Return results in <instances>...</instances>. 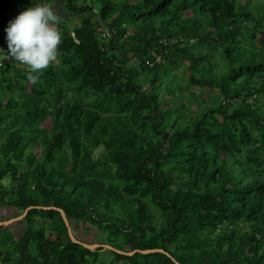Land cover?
<instances>
[{
	"label": "trees",
	"instance_id": "16d2710c",
	"mask_svg": "<svg viewBox=\"0 0 264 264\" xmlns=\"http://www.w3.org/2000/svg\"><path fill=\"white\" fill-rule=\"evenodd\" d=\"M55 2L0 0L6 54L8 12L47 4L61 33L36 83L0 65V210L33 206L20 235L0 226V264H264V0H63L73 28ZM180 67L188 104L161 98ZM41 207L163 252L89 250Z\"/></svg>",
	"mask_w": 264,
	"mask_h": 264
},
{
	"label": "clouds",
	"instance_id": "9594fccd",
	"mask_svg": "<svg viewBox=\"0 0 264 264\" xmlns=\"http://www.w3.org/2000/svg\"><path fill=\"white\" fill-rule=\"evenodd\" d=\"M57 15L47 4H33L10 20L4 29L7 54L0 49V61L11 60L28 70V79L36 83L40 72L57 60L61 33Z\"/></svg>",
	"mask_w": 264,
	"mask_h": 264
},
{
	"label": "rangeland",
	"instance_id": "374dc122",
	"mask_svg": "<svg viewBox=\"0 0 264 264\" xmlns=\"http://www.w3.org/2000/svg\"><path fill=\"white\" fill-rule=\"evenodd\" d=\"M55 10L60 15L61 19L65 20L66 24L70 28H73L79 24L81 16H76L73 13L67 12L63 6V0H56ZM174 73H177L179 86L176 89L171 90L170 92H168L166 94L163 91L161 94V98L166 99V100H168V99L171 100L173 98H175V99L180 98L184 101L185 104H188V101H189L188 97L190 96V94L192 92L200 94L201 91H199L196 86H189L187 84V77H188L187 72L182 67H180ZM202 91H203V93H210V94L212 93L210 91V89H208V88H202ZM169 103H171V102H169ZM192 108H195V107L193 106ZM97 152H99V151H97ZM12 217H15V216H12ZM7 218H9L7 211L6 210H0V221L8 220ZM20 221L12 222L7 226L9 231L12 234H14L15 236L20 235L21 232L24 230V225ZM78 239L81 242H85V243H88L87 240H89L90 243H93L94 241H96V238L94 237L92 232H81L78 235ZM103 252L104 253L100 256V260H109L110 259L109 253L105 252V251H103Z\"/></svg>",
	"mask_w": 264,
	"mask_h": 264
},
{
	"label": "water",
	"instance_id": "95a60500",
	"mask_svg": "<svg viewBox=\"0 0 264 264\" xmlns=\"http://www.w3.org/2000/svg\"><path fill=\"white\" fill-rule=\"evenodd\" d=\"M33 208V206H29L27 207L24 212L17 216V217H14V218H11V219H8V220H5V221H0V226H5L7 227L10 223L12 222H16V221H20L22 220L27 211L29 209ZM41 208H44V209H53V210H57L60 215H61V218L64 222V224L66 225L67 227V231H68V235H69V238L71 239L72 242L74 243H78L80 245H82L83 247L89 249V250H94L96 248H103V249H107V250H111V251H114L118 254H123V255H127V256H132L134 255L135 253H141V254H147V253H151V252H155V251H160V252H163V250L161 249H153V250H132V251H121V250H118V249H115L114 247L108 245V244H100V243H92V244H87L85 242H81L79 241L78 239L75 238V236L73 235L72 231H71V228H70V225H69V222L68 220L66 219V216H65V213L59 209V208H55V207H41ZM173 261L176 263V264H179L175 259H173Z\"/></svg>",
	"mask_w": 264,
	"mask_h": 264
},
{
	"label": "built area",
	"instance_id": "2783aa9c",
	"mask_svg": "<svg viewBox=\"0 0 264 264\" xmlns=\"http://www.w3.org/2000/svg\"><path fill=\"white\" fill-rule=\"evenodd\" d=\"M19 13H16V12H8V13H6V15H5V17H6V19L7 20H12V19H14L15 18V16H17ZM173 41H176V40H173ZM153 55H155V54H153ZM155 59H156V61H158L159 60V56H156L155 57ZM7 61V60H6ZM12 62H16V61H11V60H8V63L9 64H11ZM18 63V62H17ZM2 64V61H0V65ZM18 64H20V63H18Z\"/></svg>",
	"mask_w": 264,
	"mask_h": 264
}]
</instances>
